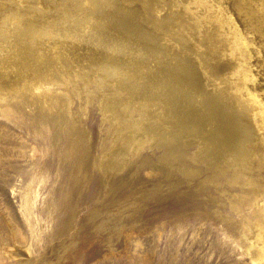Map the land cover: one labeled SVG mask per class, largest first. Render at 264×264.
Listing matches in <instances>:
<instances>
[{"label": "rangeland", "instance_id": "1", "mask_svg": "<svg viewBox=\"0 0 264 264\" xmlns=\"http://www.w3.org/2000/svg\"><path fill=\"white\" fill-rule=\"evenodd\" d=\"M25 1L0 0V17ZM172 1V11L160 10L179 37L197 45L205 36L234 57L233 70L253 71L235 13L209 0ZM99 99L90 100L83 126L56 143L26 110L0 112V264H263L224 221L253 214L251 189L264 200V141L248 144L251 183L213 148L194 153L201 136L188 138L190 160L165 154L149 134L126 142L120 158L125 140L103 119Z\"/></svg>", "mask_w": 264, "mask_h": 264}, {"label": "bare ground", "instance_id": "2", "mask_svg": "<svg viewBox=\"0 0 264 264\" xmlns=\"http://www.w3.org/2000/svg\"><path fill=\"white\" fill-rule=\"evenodd\" d=\"M209 1L241 21L255 58L249 74L233 70L234 57L207 37L197 45L179 37L171 15L160 10L172 11V0L12 5L0 17V112L26 110L56 143L83 126L90 100L100 97L103 119L125 140L120 158L126 142L149 134L165 154L190 160L188 138L201 136L194 153L204 149L206 156L213 148L230 158L234 177L253 182L244 172L251 168L248 144L264 141V0ZM251 191L253 214L224 222L251 260L264 264V200Z\"/></svg>", "mask_w": 264, "mask_h": 264}]
</instances>
